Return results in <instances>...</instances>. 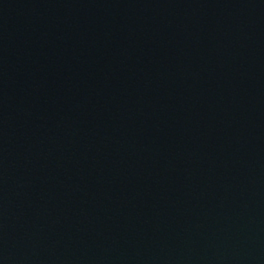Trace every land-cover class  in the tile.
I'll use <instances>...</instances> for the list:
<instances>
[{"label": "water", "instance_id": "obj_1", "mask_svg": "<svg viewBox=\"0 0 264 264\" xmlns=\"http://www.w3.org/2000/svg\"><path fill=\"white\" fill-rule=\"evenodd\" d=\"M0 264H264V0H0Z\"/></svg>", "mask_w": 264, "mask_h": 264}]
</instances>
